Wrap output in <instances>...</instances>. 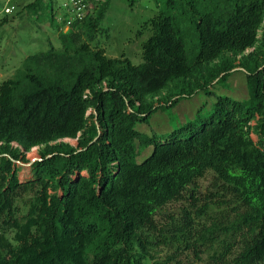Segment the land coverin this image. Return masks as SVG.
<instances>
[{"label": "trees", "instance_id": "obj_1", "mask_svg": "<svg viewBox=\"0 0 264 264\" xmlns=\"http://www.w3.org/2000/svg\"><path fill=\"white\" fill-rule=\"evenodd\" d=\"M84 3L82 17L56 18L51 2L61 45L0 84V264H189V251L264 264V0H157L137 64L92 44L110 0ZM231 76L245 95L216 92L167 133L138 127ZM34 146L40 158L20 180L17 160ZM210 171L211 224L198 229L189 210L161 222L169 204L198 207Z\"/></svg>", "mask_w": 264, "mask_h": 264}, {"label": "rangeland", "instance_id": "obj_2", "mask_svg": "<svg viewBox=\"0 0 264 264\" xmlns=\"http://www.w3.org/2000/svg\"><path fill=\"white\" fill-rule=\"evenodd\" d=\"M34 0H0V16L8 15L12 20L0 28V84L3 80L12 77L24 59L35 52L45 50L51 45L59 47L61 45L59 34L55 27L51 25L46 8L49 9L51 2L54 4L56 18L62 17L66 13L65 3L69 0H44L42 11L30 12L24 6ZM103 1V0H102ZM12 7L7 11L6 7ZM159 7L157 0H110L109 8L106 11L96 34L93 45L104 47L110 56H120L125 53L134 63L143 61L142 43L150 36L149 30L142 31L145 21L153 16ZM44 11V12H43ZM69 27V26H67ZM65 27V30H67ZM189 47V38L186 39ZM248 49L247 51H250ZM229 84L224 86L219 83L215 86L214 93L201 91L192 97H183L179 102L155 111L149 120L138 127L147 131L170 132L173 124L179 123L181 119H187L196 113V110L204 103L208 106L216 98V92H230L241 95L246 94V88L239 85L237 78L231 76ZM159 98H156L158 102ZM93 110L90 108L88 114ZM254 138L256 136L254 135ZM73 144H77V138L65 139ZM17 145V143H14ZM40 157V147L26 152L25 159L17 160L20 180H27L31 177V163ZM213 172L199 179L198 188L200 191L198 207L190 206L187 202H174L165 207L163 214L159 215L161 222H172L173 218L181 221L185 210L192 214L193 221L198 229L201 226H209L217 210L215 201L219 198L218 187L213 184ZM206 204L209 207H206ZM220 212V211H219ZM226 213L225 210H223ZM234 218L233 215H231ZM205 224V225H204ZM168 252L166 247L160 246L156 254L158 257L165 256ZM190 253L189 264H208L206 258L197 259L193 251ZM213 264V263H212Z\"/></svg>", "mask_w": 264, "mask_h": 264}, {"label": "built area", "instance_id": "obj_3", "mask_svg": "<svg viewBox=\"0 0 264 264\" xmlns=\"http://www.w3.org/2000/svg\"><path fill=\"white\" fill-rule=\"evenodd\" d=\"M64 6L66 7L67 11L72 14L71 18L82 17L85 14L86 4L84 3V0H69ZM6 10L11 11L12 7L7 6ZM69 23H71V19L68 20V24Z\"/></svg>", "mask_w": 264, "mask_h": 264}, {"label": "bare ground", "instance_id": "obj_4", "mask_svg": "<svg viewBox=\"0 0 264 264\" xmlns=\"http://www.w3.org/2000/svg\"><path fill=\"white\" fill-rule=\"evenodd\" d=\"M65 139H70V137H66ZM35 147H37V146H34L32 149H35Z\"/></svg>", "mask_w": 264, "mask_h": 264}, {"label": "water", "instance_id": "obj_5", "mask_svg": "<svg viewBox=\"0 0 264 264\" xmlns=\"http://www.w3.org/2000/svg\"><path fill=\"white\" fill-rule=\"evenodd\" d=\"M40 158V157H39Z\"/></svg>", "mask_w": 264, "mask_h": 264}]
</instances>
